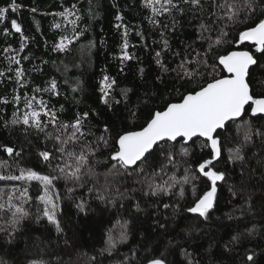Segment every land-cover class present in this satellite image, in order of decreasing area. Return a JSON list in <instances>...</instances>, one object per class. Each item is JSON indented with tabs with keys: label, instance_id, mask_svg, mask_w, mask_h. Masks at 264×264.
Wrapping results in <instances>:
<instances>
[{
	"label": "trees",
	"instance_id": "trees-1",
	"mask_svg": "<svg viewBox=\"0 0 264 264\" xmlns=\"http://www.w3.org/2000/svg\"><path fill=\"white\" fill-rule=\"evenodd\" d=\"M10 0H0V7H6ZM21 8L17 13H9L8 20L15 18L21 24L24 34L29 37L26 50L21 56H29L28 61H22V66L29 70L26 79L28 87L21 89V95L27 92L31 95V88L39 85L41 87L51 79H56L59 84L60 95L43 94V99L54 107L62 120H69L77 112L89 111L91 113L89 123L96 135H100L107 124L113 139L117 133L125 129L136 130L144 121V101L148 100V106L155 110L156 105L167 100L175 102L180 98V93L185 91L181 87L182 81L178 80L175 72L162 76L160 69L155 64L154 52L162 47L160 44V29L153 28L145 16L147 12L142 8L141 0H92L93 8L98 15L92 18L87 15L88 0H17ZM77 3L81 8L83 19L80 28H87L84 35L77 43L71 45L70 50L64 53L52 52V44L61 34L60 30L52 29L54 17L51 13L59 12L63 7ZM113 4L116 7H113ZM36 7L38 11L32 13L31 8ZM121 11L124 23L129 26L130 51L136 57L126 61L123 72L120 71L119 45L120 32L115 25V14ZM166 22L171 27V21ZM178 23L174 30L167 31L171 51L164 56L165 62L170 68H175L179 58H174L173 53H184L186 46L201 49L197 40V27L200 23L198 16L187 13L183 17H176ZM0 25V49L7 45L18 49L20 35L13 33L8 37L2 34ZM39 27V31H37ZM242 28V26H241ZM136 30L142 31L144 41L136 35ZM231 31V29H228ZM228 40L232 39L230 35ZM93 42L94 47L89 51L88 43ZM157 42V43H154ZM147 44V48L144 47ZM237 48L252 50L248 44L238 46L234 43H225L218 49L220 54H226L225 50L231 51ZM254 52V51H253ZM10 55V54H9ZM260 65H264V56L255 53ZM46 62V63H45ZM65 66L67 70L65 71ZM6 67L3 56H0V69ZM194 67V65H193ZM143 68V75L139 69ZM38 69V71H32ZM205 71V69H201ZM211 71V69H207ZM219 71V68H217ZM255 83V91L264 90V69L259 65L251 68ZM107 74L117 79V86L113 95L119 99V93L123 88L132 89L129 92L127 107L122 100L119 105H113L110 109L100 102L98 91L99 80ZM157 77H162L157 79ZM68 83H65V81ZM79 81L78 91L73 92ZM195 84L188 85L194 87ZM13 84L7 86L0 83V96L10 94ZM178 90V91H177ZM149 97L154 99L149 100ZM63 105L61 111L60 106ZM17 105H0V144L15 146L22 155L18 158L23 166L36 167L37 170L46 171V165L38 157L39 151L52 149L51 142L45 140L42 133L29 129L26 133L23 126H4V121L13 118V112ZM22 108V104L19 106ZM139 108L141 114L136 119L129 116L128 109ZM94 110V112H93ZM244 120L250 116L245 115ZM256 127L264 125V118H251ZM241 121L237 120L236 124ZM236 124L231 125V134L236 135ZM92 139V137H90ZM203 140L193 139L186 146L189 151L186 155L179 154L180 144L177 143V167L169 169V175L175 172L183 176L185 168L189 169V175H198L195 165L200 157L208 150L202 148ZM233 145H225L222 158L216 164L220 170L227 171V178L219 182V204L212 210L210 219L201 222L195 214L186 212L189 206L187 201L191 200V186H185L187 195L181 198L179 185L173 190L171 197L146 196L147 188L139 183L141 176L131 177L113 168L114 162L110 160V153L101 146L96 156L92 157L89 165L85 166L79 177V181L65 182L63 179L57 182V191L62 196L60 203L59 219L63 231L57 233L55 227L46 219L36 221L35 203L31 206L32 216L21 222L17 231L11 237L0 232V261L3 264H27L28 259L43 258L51 264H91L90 258L95 257V264H123L125 260H131L132 264L143 257L146 251H154L156 254L168 249L169 259L173 264H186L181 255L182 250H187L198 261V264H239L238 253L245 249H253L257 264H264V165L258 162L264 158V141L256 137L245 152L249 157L245 165L240 163H229L228 148ZM156 152H159V146ZM0 158L6 155L0 151ZM206 158V157H205ZM164 161L154 159L150 156L146 161V172L150 173L153 168H158ZM19 183V182H15ZM2 184V182H0ZM33 185V195L38 194ZM78 184H84L83 188ZM110 186L115 193L116 189L122 195L116 197L114 203L100 201L96 198L97 191L102 190L105 185ZM241 193L234 199L230 195L229 187ZM67 187H74L73 193L66 191ZM92 187L93 191L88 192ZM80 198L87 201V213L79 212L75 207ZM169 204L165 209L163 204ZM137 204L139 211H137ZM229 214L231 219L228 218ZM121 217L128 220L129 230L126 242L117 243L112 254L101 250L106 247L107 230L112 227L115 220ZM164 224V229L159 228ZM0 227L10 226L0 222ZM189 229H193L189 232ZM249 233H251L249 235ZM238 234L242 236L239 245H233L232 250H226L231 237ZM114 236L119 239L118 232ZM67 241V243H65Z\"/></svg>",
	"mask_w": 264,
	"mask_h": 264
},
{
	"label": "snow or ice",
	"instance_id": "snow-or-ice-1",
	"mask_svg": "<svg viewBox=\"0 0 264 264\" xmlns=\"http://www.w3.org/2000/svg\"><path fill=\"white\" fill-rule=\"evenodd\" d=\"M88 5L87 15L95 18L98 12L93 8L92 0H88ZM141 5L147 12L145 16L147 22L153 28L161 30L159 43L162 47L154 52L155 64L162 76L175 72L177 79L183 82L181 87H185V91L180 93V98L175 102L162 100L156 105L155 110L149 107L148 100H145L143 123L136 130L125 129L117 133L115 139L110 135L111 130L107 124L100 135H96L89 123L91 115L89 111L77 112L69 120H62L60 113L43 99L45 93L60 95L59 84L54 78L43 87L39 85L32 87L31 95L27 92L21 95L20 90L29 86L26 79L29 70L22 66V61H28L29 56L20 55L26 50L29 37L24 34L21 24L15 18L8 20L10 12L17 13L21 8L17 0H10L6 7H0V25H4L3 36L6 38L13 33L20 35L18 49L12 48L10 44L0 49V56H3L6 62V67L0 69V83L5 86L9 83L14 85L10 94L0 96V105H17L13 118L10 121L5 120L4 126H23L26 133L29 129H34L42 133L45 140L53 145L52 149L38 153L47 169L41 171L36 167L23 166L18 159L22 153L17 151L15 146L0 144V151L6 155V158H0L2 182L0 222L12 229L8 232L7 227H0V232L11 237L21 222L32 216L30 208L35 203L36 221L39 223L46 219L55 227L57 233H61L63 228L58 217L62 196L57 191V182L61 179L65 182H78L82 169L90 164L101 146L109 151L110 160L114 162L113 168L118 172L122 170L129 177L133 175L143 177L137 183L147 188L146 196L171 197L173 190L179 185L178 195L184 198L188 192L185 186L190 185L191 200L187 201L189 206L185 210L187 213L195 214L201 222H206L210 219L212 210L219 204V182L227 178V171L216 167L223 156L225 145H233L228 148L227 162L245 165L249 159L245 149L256 137L264 141V125L256 127L251 119L264 118V90L255 91L251 72V68L257 65L264 69V65H260L255 56V53L264 56V0H141ZM113 7L116 5L113 4ZM30 11L36 13L38 9L33 7ZM187 13L200 18L197 40L206 47L201 50L189 45L185 47L183 54L173 53L174 58H179V63L175 68H170L164 60V56L171 51L167 31L175 29L178 23L177 16L183 17ZM51 15L54 17L51 28L61 32L53 42L51 50L56 53L67 52L87 30L79 27L83 19L82 10L77 3H72ZM165 18L171 21V27ZM115 20L117 21L115 27L122 30L118 58L121 63L120 71L123 72L124 63L136 57L130 51L131 29L124 23L121 11L117 10ZM136 35L141 41L145 40L142 31L136 30ZM230 35L232 39L228 40ZM225 43H234L238 46L248 43L254 48V52L237 49L225 50L226 54H220L218 49ZM92 47L94 44L89 41V51ZM144 47L147 48V44H144ZM202 68L205 71H201ZM209 68L210 72L207 71ZM139 72L143 75L144 69L140 68ZM161 78L157 77L158 80ZM76 84L77 86L71 89L73 92L78 91L79 81ZM192 84L195 86L188 87ZM116 86L117 79L107 74L99 80L100 102L110 109L113 105H119L122 100L127 107L128 94L132 91L130 88L121 89L118 99L113 95ZM151 99L154 97H149V100ZM21 104L22 108L19 107ZM60 109L63 110V105ZM128 112L132 119L138 118L141 114L139 108L128 109ZM245 115H249L250 119L244 120ZM237 120L241 123L236 124ZM233 124H236L235 136L231 134ZM194 137L203 138L202 148L208 150L195 165L198 175L188 174L191 166L185 168L183 176L178 177L175 172L169 175V169L177 167V143L180 144L179 154L186 155L189 151L186 145ZM155 146H159L158 154ZM150 156L164 162L147 173L146 167L150 165H146V161ZM258 163L264 165V158ZM31 182H36L35 190L38 194L33 195ZM78 186L83 188L85 185ZM74 190V187L66 188L68 193H73ZM229 190L232 198L237 199L241 196L233 186H230ZM92 191L93 188L89 187L88 192ZM119 195L122 194L118 188L113 193L106 184L102 190L97 191L96 198L114 203ZM75 207L79 212L87 213L88 204L85 199L80 198ZM163 207L167 209L170 205L165 203ZM136 208L137 211L140 210L138 204ZM228 218H232L230 214ZM129 223L121 217L115 220L112 227L107 230L106 247L101 250V255L104 252L111 255L117 243L127 241ZM158 226L161 229L166 227L164 224ZM192 230L189 229V232ZM115 232H118V240L114 236ZM243 235L232 236L225 244V249L232 250L233 245H239ZM169 255L168 249L159 254L146 251L135 264H173ZM181 255L185 258L186 264H198L187 250H182ZM237 255L240 257L239 264H257L253 249H245ZM90 262L95 264L94 256L90 258ZM0 264L3 262L0 261ZM27 264L51 262L43 258H32L27 260ZM123 264H132V261L125 260Z\"/></svg>",
	"mask_w": 264,
	"mask_h": 264
},
{
	"label": "water",
	"instance_id": "water-1",
	"mask_svg": "<svg viewBox=\"0 0 264 264\" xmlns=\"http://www.w3.org/2000/svg\"><path fill=\"white\" fill-rule=\"evenodd\" d=\"M254 49V48H253ZM234 50H237V49H234ZM239 50H244V49H239ZM193 139H197V137H194ZM203 140V138H200ZM191 141L188 142V144L190 143Z\"/></svg>",
	"mask_w": 264,
	"mask_h": 264
},
{
	"label": "flooded vegetation",
	"instance_id": "flooded-vegetation-1",
	"mask_svg": "<svg viewBox=\"0 0 264 264\" xmlns=\"http://www.w3.org/2000/svg\"><path fill=\"white\" fill-rule=\"evenodd\" d=\"M246 44H248V43H246ZM248 45H250V44H248ZM251 46V45H250ZM237 49H246V48H237ZM248 50V49H247ZM252 50L254 51V49L252 48ZM249 51H251V50H249Z\"/></svg>",
	"mask_w": 264,
	"mask_h": 264
}]
</instances>
